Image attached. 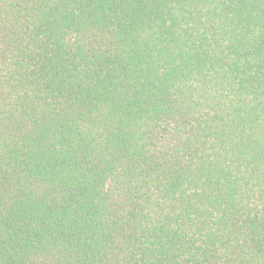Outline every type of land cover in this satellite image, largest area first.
I'll return each mask as SVG.
<instances>
[{"label": "trees", "instance_id": "trees-1", "mask_svg": "<svg viewBox=\"0 0 264 264\" xmlns=\"http://www.w3.org/2000/svg\"><path fill=\"white\" fill-rule=\"evenodd\" d=\"M0 264H264V0H0Z\"/></svg>", "mask_w": 264, "mask_h": 264}]
</instances>
